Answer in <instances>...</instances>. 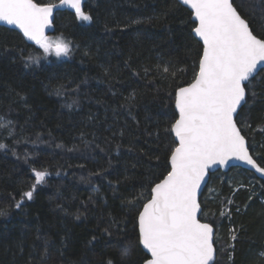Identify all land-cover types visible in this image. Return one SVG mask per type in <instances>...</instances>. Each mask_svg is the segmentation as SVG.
I'll use <instances>...</instances> for the list:
<instances>
[{
    "label": "trees",
    "instance_id": "16d2710c",
    "mask_svg": "<svg viewBox=\"0 0 264 264\" xmlns=\"http://www.w3.org/2000/svg\"><path fill=\"white\" fill-rule=\"evenodd\" d=\"M83 12L92 19L57 12L47 36L68 42V55L0 26V123L12 122L0 129V264H121L124 247L125 264H142L146 253L134 221L149 177L166 175L174 89L191 82L198 62L195 23L177 0H84ZM242 15L259 36L264 0H244ZM28 56L38 59L25 66ZM240 112L238 127L264 167V108ZM33 169L48 175L17 209ZM200 203L201 220L215 228L213 264H264L263 179L239 167L214 172Z\"/></svg>",
    "mask_w": 264,
    "mask_h": 264
},
{
    "label": "snow or ice",
    "instance_id": "6c2138e0",
    "mask_svg": "<svg viewBox=\"0 0 264 264\" xmlns=\"http://www.w3.org/2000/svg\"><path fill=\"white\" fill-rule=\"evenodd\" d=\"M182 3L190 5L191 15L195 17L192 32L199 37L195 53L198 62H193L191 82L174 89V119L165 132L174 133L175 139L174 146L167 147L170 154L165 162L166 175L160 173L163 179L154 184L149 177L141 193V197L150 195L134 221L138 245L147 250L142 264L214 262L213 227L198 218L202 209L197 189L213 164L224 165L230 158L245 161L257 172L264 173V167L249 154L242 129L237 126L243 123L240 110L245 105L249 110L256 104L264 108V76H259V71L264 70V26L259 36L254 34L256 29L251 26V20L242 15L244 0H240L239 5L236 0H182ZM60 4L74 9L78 19H92L82 11V0H60ZM56 7L34 0H0V21L16 25L44 53L55 51L57 56L68 55V42L59 36L52 39L45 35V27L52 23ZM24 59L28 66L38 58ZM163 71L168 73L169 68ZM181 71L184 70L177 69ZM177 72L172 73L173 78ZM169 95L171 97V93ZM11 126V121L0 123V129ZM5 147L0 144V149ZM32 174L35 182L15 202L17 209L23 206L25 199H33L37 186L44 183L48 175L36 169ZM135 203H139V198ZM4 214L0 211V215ZM76 218L79 219V215ZM112 227L119 228V224L114 221ZM104 234L111 235V232L105 228ZM232 238L236 239L235 235ZM64 240L62 237V244ZM95 240L97 237L93 236L89 245ZM44 251L46 254L47 247ZM261 255L264 256V252ZM128 256L129 249L124 247L121 264H125ZM99 264H116V261L107 258Z\"/></svg>",
    "mask_w": 264,
    "mask_h": 264
},
{
    "label": "water",
    "instance_id": "95a60500",
    "mask_svg": "<svg viewBox=\"0 0 264 264\" xmlns=\"http://www.w3.org/2000/svg\"><path fill=\"white\" fill-rule=\"evenodd\" d=\"M177 1L180 2L183 6H185L189 11H191V7H190V5H184V4L182 3V0H177ZM34 2H35V1H34ZM36 3H37V2H36ZM48 4H49V3H48ZM50 4L57 5V7L54 8V10H53V19H52V23H53V20H54L55 15H56L57 12H59V11L68 10V11H70V12H72V13H75V10H74V9H71L69 6H67V5H61V4H60V0H58V1L54 2V3H50ZM83 9H84V0H82V11H83ZM75 14H76V13H75ZM192 21H193V22L195 21V17H194V16H192ZM52 23L49 24V25H47V26L45 27V35H46V36H48V34L51 32V26H52ZM0 26H4V27H7V28H10V29H13V30L17 31L18 33L21 34V36L23 37V39L25 40V42H27L28 44H32V45H37L34 41H31V40H29L27 37H25V36L23 35V32H22V31H21L16 25H10V24H7V23L4 22V21H0ZM194 27H195V26H194ZM192 33H193L194 37L199 41V37H196L194 32H192ZM259 68H260V66L258 65V69H259ZM260 71H261V70H260ZM260 71H259V72H260ZM184 86H186V85H184ZM174 108H175V102H174ZM237 126H238V125H237ZM241 134H242V132H241ZM172 135H173V138L175 139V137H174V133H172ZM242 135H243V134H242ZM243 136H244V135H243ZM244 137H245V136H244ZM245 140H246V138H245ZM246 145L248 146L247 140H246ZM248 149H249V148H248ZM249 154L252 156L250 150H249ZM252 158L255 160V158H254L253 156H252ZM256 162H257V161H256ZM257 164H258L260 167H262L258 162H257ZM233 167H239V168H242V169H245V170L251 171V172H253L257 177H259V178H261V179L264 180V173L257 172L256 169L252 168L251 165H248L245 161H242V160H239V159H236V158H230V160H229L226 164H224V165L213 164V165L209 168V170H208V172H207V174H206V178H205V180L201 182L200 187L197 189V200H198L199 203H200L201 195H202V193H203V191H204V189H205V187H206V185H207V183H208V181H209V178H210L211 174L214 173V172H217V171L226 172V171H228L229 169H231V168H233ZM158 183H159V182H158ZM149 199H150V198H149ZM146 202H147V201H146ZM200 205H201V203H200ZM142 208H143V206H142ZM142 208H141V210H142ZM201 209H202V206H201ZM201 213H202V210H201L200 212H198V218L200 219V221H201L202 223H208V222H206V221H202V220H201V218H200ZM212 227H213V241H214V240H215V228H214L213 225H212ZM141 247H142V249H143V246H142V245H141ZM214 249H215V252H214V261H215V259H216V247H215V245H214ZM143 250H144L145 252H147L146 249H143ZM148 256L150 257V254H148ZM213 263H214V262H210V264H213Z\"/></svg>",
    "mask_w": 264,
    "mask_h": 264
},
{
    "label": "rangeland",
    "instance_id": "374dc122",
    "mask_svg": "<svg viewBox=\"0 0 264 264\" xmlns=\"http://www.w3.org/2000/svg\"><path fill=\"white\" fill-rule=\"evenodd\" d=\"M51 3H54V2H51ZM49 38H51V37H49ZM53 39V38H52Z\"/></svg>",
    "mask_w": 264,
    "mask_h": 264
}]
</instances>
